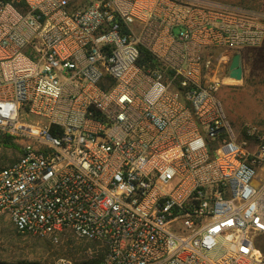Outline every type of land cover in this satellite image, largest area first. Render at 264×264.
Masks as SVG:
<instances>
[{
	"label": "built area",
	"instance_id": "2783aa9c",
	"mask_svg": "<svg viewBox=\"0 0 264 264\" xmlns=\"http://www.w3.org/2000/svg\"><path fill=\"white\" fill-rule=\"evenodd\" d=\"M263 42L222 0H0V138L24 141L0 215L96 264H264V133L239 141L218 94Z\"/></svg>",
	"mask_w": 264,
	"mask_h": 264
},
{
	"label": "rangeland",
	"instance_id": "374dc122",
	"mask_svg": "<svg viewBox=\"0 0 264 264\" xmlns=\"http://www.w3.org/2000/svg\"><path fill=\"white\" fill-rule=\"evenodd\" d=\"M222 1L264 12V0ZM241 52L243 78H231L229 66L226 67L224 83L218 93L239 141L245 137L248 127L264 133V42ZM9 139L8 145L0 142V168L19 158L22 153L24 141L13 136ZM257 244L264 255V235L258 238ZM94 248L93 240L79 236L73 229H63L45 236L22 233L9 216L0 215V264H57L62 259L70 260L72 264H95L98 255Z\"/></svg>",
	"mask_w": 264,
	"mask_h": 264
},
{
	"label": "water",
	"instance_id": "95a60500",
	"mask_svg": "<svg viewBox=\"0 0 264 264\" xmlns=\"http://www.w3.org/2000/svg\"><path fill=\"white\" fill-rule=\"evenodd\" d=\"M244 68L242 60V52H236L229 65V76L233 79L241 80L243 78Z\"/></svg>",
	"mask_w": 264,
	"mask_h": 264
},
{
	"label": "trees",
	"instance_id": "16d2710c",
	"mask_svg": "<svg viewBox=\"0 0 264 264\" xmlns=\"http://www.w3.org/2000/svg\"><path fill=\"white\" fill-rule=\"evenodd\" d=\"M145 55H146V58L149 57V56H147V53H145ZM9 138H11V136H9V135L3 136V137L0 138V142L8 145V144H10V139ZM258 247H259V245H258Z\"/></svg>",
	"mask_w": 264,
	"mask_h": 264
},
{
	"label": "bare ground",
	"instance_id": "6f19581e",
	"mask_svg": "<svg viewBox=\"0 0 264 264\" xmlns=\"http://www.w3.org/2000/svg\"><path fill=\"white\" fill-rule=\"evenodd\" d=\"M227 79V78H226ZM229 79V78H228Z\"/></svg>",
	"mask_w": 264,
	"mask_h": 264
}]
</instances>
